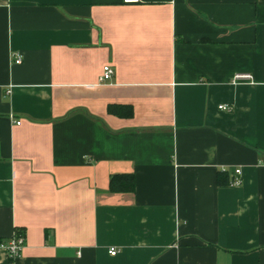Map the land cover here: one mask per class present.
<instances>
[{"label": "crops", "instance_id": "1", "mask_svg": "<svg viewBox=\"0 0 264 264\" xmlns=\"http://www.w3.org/2000/svg\"><path fill=\"white\" fill-rule=\"evenodd\" d=\"M17 231L0 264H264V0H0V242Z\"/></svg>", "mask_w": 264, "mask_h": 264}, {"label": "built area", "instance_id": "2", "mask_svg": "<svg viewBox=\"0 0 264 264\" xmlns=\"http://www.w3.org/2000/svg\"><path fill=\"white\" fill-rule=\"evenodd\" d=\"M123 1L126 3H130V2H138L139 0H123ZM21 59L22 58L20 54L14 55V60L16 63H19ZM113 75H114L113 67L110 65H105L103 67V73L100 77V82L109 81ZM230 82L233 85H237L240 83H252L253 77L248 72H238L232 76ZM219 107L224 110L229 109V107L226 105H220ZM17 123L19 124L20 121H17ZM222 171H226L229 173L231 177V180H230L231 185H239L242 182V179H241L242 169L240 167H235L232 170H229L228 168H226V169H223ZM25 245H26L25 235L23 233H18V232H15L14 235L8 241L0 242V247L6 250L8 257L10 259V262H13L14 259H16L21 254ZM116 253L117 251L114 248L110 250V254L115 255ZM10 262L7 264H11Z\"/></svg>", "mask_w": 264, "mask_h": 264}, {"label": "trees", "instance_id": "3", "mask_svg": "<svg viewBox=\"0 0 264 264\" xmlns=\"http://www.w3.org/2000/svg\"><path fill=\"white\" fill-rule=\"evenodd\" d=\"M131 111L125 113L127 116H131ZM218 181L220 184H230L229 173L223 171L219 174ZM136 187V177L133 173H120L111 176L109 181V189L113 192L121 191H133ZM22 233L21 231H17Z\"/></svg>", "mask_w": 264, "mask_h": 264}]
</instances>
